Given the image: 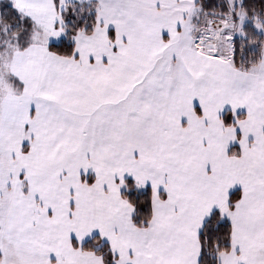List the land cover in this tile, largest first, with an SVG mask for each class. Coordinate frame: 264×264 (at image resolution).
Segmentation results:
<instances>
[{
    "label": "snow or ice",
    "instance_id": "snow-or-ice-1",
    "mask_svg": "<svg viewBox=\"0 0 264 264\" xmlns=\"http://www.w3.org/2000/svg\"><path fill=\"white\" fill-rule=\"evenodd\" d=\"M0 264H264V0H0Z\"/></svg>",
    "mask_w": 264,
    "mask_h": 264
}]
</instances>
